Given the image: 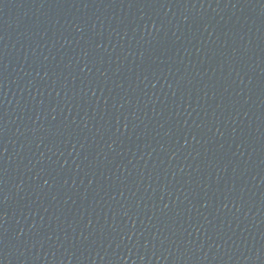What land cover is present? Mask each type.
<instances>
[{
    "label": "water",
    "instance_id": "95a60500",
    "mask_svg": "<svg viewBox=\"0 0 264 264\" xmlns=\"http://www.w3.org/2000/svg\"><path fill=\"white\" fill-rule=\"evenodd\" d=\"M0 264H264V0H0Z\"/></svg>",
    "mask_w": 264,
    "mask_h": 264
}]
</instances>
